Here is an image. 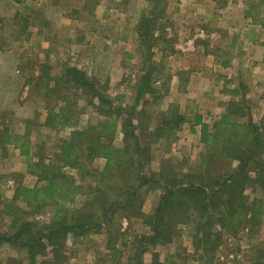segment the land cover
I'll use <instances>...</instances> for the list:
<instances>
[{"label": "rangeland", "instance_id": "rangeland-1", "mask_svg": "<svg viewBox=\"0 0 264 264\" xmlns=\"http://www.w3.org/2000/svg\"><path fill=\"white\" fill-rule=\"evenodd\" d=\"M165 1L166 12L170 15L176 2ZM221 4V1H217L216 6ZM149 7L146 0H0V56H4V60H0V143L5 133L15 137L23 134L25 129L29 134L30 149L39 153L40 159L48 164L62 159L60 147L63 141L70 139L73 128L60 129L57 121H54L56 124L50 123L49 128L43 127L41 124L47 112L54 116L61 103L67 100L70 107L64 118L75 129L85 130L106 121L105 117L95 111L93 106H96V101L91 104L90 98L82 90L61 81L55 84L54 80L59 79L67 67H76L88 77L100 81L106 87V94L113 101L114 108H124L120 118H126L129 108L135 105L136 90L148 64L145 60L149 55L146 50L141 51L139 48L136 26ZM171 24L169 18L168 23L162 25L171 27ZM204 26L209 36L202 39L204 50L214 54L216 61L225 65L232 54L236 53L233 49L243 28L239 25H232L231 28L216 27V24L209 27L208 23ZM171 29L169 32L159 28L155 32L159 37L158 41L151 44V52L154 54L151 61L154 63L152 84L157 86V93L137 103L138 114L133 120L138 127L136 132L141 136V145L150 148L145 171L157 174L159 169L171 168L180 175L205 161L201 157L206 150L201 142L202 129L206 127L213 132L226 109L240 122H247L250 117L264 138V103L261 102L258 108L254 102L255 94L249 87H240L238 80L226 81L220 76L216 79L221 84L214 90L216 94L210 97L223 100L218 103V108L203 109L195 100L187 101L185 109H179L185 119L184 123L175 126L179 128L164 138L159 126L166 124L168 128L170 123L174 125V110H169L164 98L165 88L171 79L168 66L171 69L173 62L169 54H172L176 41V32L174 28ZM27 34L29 41L24 40ZM185 72L182 77L184 81L187 79ZM41 73L44 77L39 80ZM48 79H51L50 83ZM48 86H53L54 93L49 91ZM196 120H200V123ZM121 137L118 127L112 145L121 147ZM80 156L78 161L88 165L87 173L71 168H65L63 172L82 186L83 194L78 200L87 201L83 211L88 214L92 212L89 204L97 197L96 190L106 187L104 184L113 181V178L106 180L107 177L102 176L104 159L89 162L84 153ZM260 159L264 163V153ZM30 162L32 160L28 157H19L11 146L7 148L0 144V235L9 237L14 233V227L21 216L16 213V208L28 212L29 220L38 222L40 226L52 220L53 206L43 207L40 213L35 214L22 203L12 201L18 184L33 182L26 172ZM205 167L212 170L213 174H221L225 162L217 159L208 162ZM198 172L202 175V170ZM245 193L248 196L247 204L253 198L264 200V192L247 189ZM160 194L157 190H139L138 197L143 202L142 210L145 213L153 212ZM6 206H10L11 210H5ZM119 214H116L115 223L108 227L111 245L117 241L123 242L122 234H126L124 239L130 241V237L142 234L145 230V227H138L136 223L130 226L122 224L123 215ZM177 232L174 241L165 246V254L174 252L179 264H205L206 261L198 259L193 249L190 239L192 225H178ZM103 245L104 239L99 235H91L88 241H79L69 236L61 251L60 262L112 264L110 258L104 257ZM258 252L262 254L259 256ZM127 255L125 248L121 254L122 264H127ZM263 255L264 216L258 226L253 227L247 220L236 232L223 229L220 246L214 252L211 264H264ZM52 258L53 254L47 249L44 256L37 257V264ZM144 258L148 259L149 253ZM218 259H221L220 262ZM0 264H29V260L25 250L2 243Z\"/></svg>", "mask_w": 264, "mask_h": 264}, {"label": "trees", "instance_id": "trees-1", "mask_svg": "<svg viewBox=\"0 0 264 264\" xmlns=\"http://www.w3.org/2000/svg\"><path fill=\"white\" fill-rule=\"evenodd\" d=\"M146 1L150 7L142 14L136 32L140 50H146L149 55L145 60L148 64L136 90L135 105L129 108L126 118H120V112L124 108H114L113 101L106 94V87L78 68L67 67L60 78L54 80L55 84L61 81L82 90L90 98L91 104L96 101V106L93 107L106 121L85 130L75 129L64 118L70 107L67 100L63 101L64 106L58 107L54 116L49 113L48 121H57L60 129L73 128L70 139L63 141L60 147L62 159L48 164L43 159L30 162L29 172L35 173L39 180L45 182V186L39 189L20 186L15 189L12 201L22 203L35 214L40 213L43 207L53 206L52 220L40 226L38 222L29 220L28 212L16 208V213L21 216L14 227V233L9 237L0 235V246L6 243L12 248L25 250L29 264H37V257L44 256L47 248H50L53 258L43 260L40 264H61V251L69 236L77 238L98 233L103 226L111 224L114 215L119 212L125 218L140 219L151 233L136 239L127 264H144L141 260L148 245L164 246L172 243L178 235V225H192L193 249L198 259L211 264L214 252L220 246L223 229L236 232L247 220L253 227L258 226L264 216V200L253 198L247 204L248 196L245 193L247 189L264 192V163L260 159L264 153V138L260 136L250 117L247 122H240L226 109L215 124L213 132L204 127L201 142L206 150L201 157L205 161H201L187 173L179 175L171 168L159 169L157 174L145 171L150 148L141 145V136L136 132L138 127L133 119L137 117V103L142 97L157 93L152 84L154 63L151 60L154 54L151 52V44L158 41L159 36L155 32L159 28L164 29L162 24L169 21L165 0ZM24 40L29 41V34ZM43 77L41 75L39 80ZM50 80L48 79V83ZM52 87L48 86V89L54 93ZM170 109L174 110V125L168 123V128L166 124L158 128L164 138L179 128L175 126L182 125L185 121L179 108L171 106ZM199 121L197 120L198 123ZM118 127L122 135L121 147L112 145ZM9 143L10 136L5 133L0 144L5 146ZM14 143L21 156L29 157L30 140L27 134L16 136ZM81 153L85 154L89 162L97 158L104 159L102 176L107 177L106 180L113 178V181L104 184L106 187L96 190L97 197L90 202L92 212L88 214L83 211L86 203L82 209L74 206L76 196L81 192L80 186L74 178L63 172L65 168H72L78 169L77 171L81 169L83 174L87 173L86 164L78 161ZM217 159L225 162L224 172L221 174H213L212 170L205 167L208 162ZM231 161L236 163L231 164ZM198 170H202V175ZM141 189L161 192L153 212L149 214L142 210L143 202L138 197ZM5 210H11V207L6 206ZM258 254L260 256L262 253ZM118 257L113 252L112 264H121ZM152 264H160L156 256Z\"/></svg>", "mask_w": 264, "mask_h": 264}, {"label": "crops", "instance_id": "crops-1", "mask_svg": "<svg viewBox=\"0 0 264 264\" xmlns=\"http://www.w3.org/2000/svg\"><path fill=\"white\" fill-rule=\"evenodd\" d=\"M217 1H221L222 4L216 6ZM175 2L176 7L169 12L170 15L168 14L173 25L171 24V27L165 26L164 28L165 31L169 32H171V28H174L176 32V41L173 44L172 54H169V58H172L173 62L170 66L171 69L168 66L171 79L164 92L166 106H168V108L175 106L180 110H184L187 101L195 100L200 103V107L203 109L208 107H215L217 109L220 105L218 103L223 100L210 97L216 94L214 90H217L218 86L221 84L216 78L223 76V80H238V86L249 87L250 91L255 94L254 102L256 106L260 108V105H262L260 103H264V0H175ZM207 23L209 27H211L212 24H216V27L231 28L232 25H235V27L239 25L243 28L240 38L233 49V51L236 50V53L232 54L229 62L225 63V65L216 61L217 57L214 54L204 50L205 43L202 39L209 37L204 31V25ZM208 42L209 40H207V43ZM0 60H4V56H0ZM183 71H186L185 73L187 75L185 81L182 79ZM40 75H42V73L39 74V77ZM207 84H209L210 87ZM154 87L157 91V86L155 85ZM150 96L152 95L143 96L141 101ZM64 104V102L61 103V106H64ZM262 107L264 109V104ZM221 108H219V110ZM48 115L49 113L47 112L45 120L41 124L45 128H49V124L51 123L47 119ZM59 124H61V122H59ZM25 134L29 137L28 132L24 129L23 134L16 136ZM9 136L10 143L4 147L10 148L11 146L20 157L18 146L14 143L16 136L13 137L12 134H9ZM28 158H30L32 162H37L40 159V155L31 150L29 146ZM71 170L76 169L71 168ZM26 172L29 174L27 176L33 179V182L30 183L29 181L26 182V184H18L16 188L23 186L39 189L45 186V182L39 180L35 173L29 172L28 168ZM76 183L80 186L79 182ZM81 189L82 186H80V190ZM82 194L83 192H80V194L76 196L74 206L77 207V209H82L83 205L87 202L83 199L78 200ZM115 217L116 215H114L112 219L113 224L115 223ZM121 220L122 224L124 223L130 226L136 223L138 227H145V230L142 234L139 233L132 238L130 237V241L124 239L125 236H127L126 234H122L121 239H123V242L117 241L114 245H111L110 230L108 228L112 225L111 223L107 226H103L97 234H86L83 237H72V239L88 241L91 235H99L104 239L103 250L105 258H110L113 263V252H116L119 255L118 261H121V254H123V250L126 248L128 255L125 259L126 263H128L129 257L133 253V245L136 239L141 235H150L151 233L140 219L121 216ZM119 230L123 231L120 227ZM165 246L166 245L146 246L143 256L145 257V255L149 253V258L146 259L142 256L141 261L144 264H152L156 256L160 264H179L174 252L170 251L168 254H165ZM47 249L50 250V248ZM193 264L198 263L194 262Z\"/></svg>", "mask_w": 264, "mask_h": 264}]
</instances>
